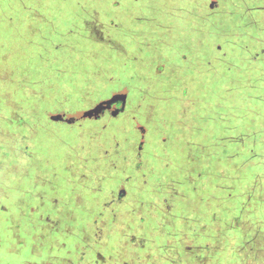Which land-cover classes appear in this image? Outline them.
Instances as JSON below:
<instances>
[{
    "label": "rangeland",
    "instance_id": "obj_1",
    "mask_svg": "<svg viewBox=\"0 0 264 264\" xmlns=\"http://www.w3.org/2000/svg\"><path fill=\"white\" fill-rule=\"evenodd\" d=\"M210 2L212 0H0V166H11L0 173V178L5 180V187L10 188L12 195L22 201L29 193L47 194L44 207L49 212L65 207H57L56 202H50V197L52 201L61 196L74 200V192L82 190L83 196L93 195L94 203L96 194L103 196L99 191L101 183L92 179L91 168L100 162L105 167L101 152L109 148V143H103L114 144L116 138L125 141L128 137L130 144L137 143L138 133L126 127L127 114H121L118 121L107 122L106 117L85 118L71 124L51 121L46 118V112L78 116L125 86L130 89V97H134L139 93L137 89L144 88V82L151 78V63L161 62L156 51L174 64L178 60L177 53L186 52L192 59L197 58L198 65L192 75L186 74L188 79L193 77L192 84L197 81L205 92L216 90V93L209 95L208 101L213 102L209 104L214 110L209 111L203 121L204 133L199 134L200 139L196 138L202 143L196 141L185 148L198 164H204L203 174L197 181L208 176V187L203 185V190H212L209 198L212 206L205 207L206 203L194 194L189 199L191 208L182 206L192 215L185 230L195 229L197 220L206 226L199 237L188 233L185 246L190 250L180 246L181 251L184 250L180 255L192 263L195 258L210 254L209 258H219V264H264V206L258 201L262 190L259 185L263 186L259 181L264 180V0H217L214 11L208 7ZM208 11L212 14L207 15ZM106 16L115 20L119 31L109 27ZM94 30L103 32L105 38L93 36ZM108 34L127 47L126 55L121 53L123 45L106 44ZM249 51H258L259 60L245 62L243 57L254 60ZM222 52L225 57L217 61L215 57ZM132 56L137 58L131 59ZM244 63L252 65L255 72L245 71L247 65L245 69L238 68ZM135 68L141 70L140 78L135 73L133 78L129 76ZM192 94H198L196 87L192 88ZM179 100L183 102L185 97ZM216 103H221L222 109L215 111ZM173 106H169L170 111ZM201 107L200 102L191 103L192 111L193 108L204 111ZM151 115H155L154 112L147 117L154 122ZM181 118L175 113L168 121L179 124ZM105 122L106 127L111 128L98 129ZM34 125L28 158L23 154L26 140L21 134L26 126ZM156 128V125L150 128L145 140L147 146L154 139ZM107 131L116 133L115 140L114 137L108 140ZM156 143H159L158 138ZM125 144L122 145L125 147ZM115 154H112L113 160L121 163L120 156ZM169 155H173V151ZM26 159L32 169L42 172L50 182L36 185L39 177L33 180L22 176L21 167ZM148 159L151 165L158 167L157 175L181 177L178 168L165 166L167 158L157 163L150 154ZM40 165L47 167V171L40 170ZM194 171L199 172L200 166ZM214 181L219 182L218 188L210 185ZM179 184L182 188V183ZM22 190L32 192L20 195ZM215 190L219 193L215 194ZM229 212L228 218L223 219ZM15 213L18 212L13 214L16 219L10 216L12 221H8V227L2 228L5 237L7 230L11 232L18 223L25 229L26 215ZM131 213L122 222L136 225L149 220L145 215L150 214L148 209L139 208ZM233 215L239 217L235 223L239 221L244 227L235 228L239 229L243 241L251 238L245 250L227 241L226 230ZM195 217L197 220L192 219ZM217 217H221V227L225 228L221 234L225 237L215 242L217 238L210 231L219 227ZM174 240L177 243V237ZM204 241L210 244L208 248L200 250L195 246ZM128 245L131 247L129 242ZM215 247H220L222 253L213 250ZM250 247L254 254L244 262L246 249ZM6 259L10 261L8 256Z\"/></svg>",
    "mask_w": 264,
    "mask_h": 264
},
{
    "label": "flooded vegetation",
    "instance_id": "obj_2",
    "mask_svg": "<svg viewBox=\"0 0 264 264\" xmlns=\"http://www.w3.org/2000/svg\"><path fill=\"white\" fill-rule=\"evenodd\" d=\"M208 7L212 11L216 10L217 0H212ZM208 13L207 15L212 14L209 11ZM105 20L103 21L105 22ZM106 22L109 27L116 31L120 30L118 24L111 17ZM91 34L95 35L98 39L105 38L103 32L98 30H94ZM107 36L106 44L114 42L118 43V45H123L120 40H114L110 34ZM218 48L221 50L220 46ZM249 52L252 53V51ZM121 53L124 55L128 53L127 47L124 45ZM159 54L156 51L157 59H160L161 62L151 63L152 72L149 74L151 78H148V81L144 82V88L137 89L138 95L130 97V89L126 86L122 87L104 98L107 99L125 88L127 96L122 109H119L120 102L113 103L110 108L104 109L97 117L88 118L100 120L106 117L107 122L114 119L118 121L121 114L125 113L127 114L126 121L124 120L127 124L126 127L128 129L132 128V130L138 133L137 143L130 144L129 137L125 141L117 140L114 131H107L108 140L112 141L113 137L116 140L114 144L113 142L103 143H109V148H104L101 152L105 167L100 162L99 165H96L93 169L91 168L92 179H97L101 183L99 191L104 193L103 196L96 194L97 197L94 203L92 200L93 195L83 196L82 190L74 192V198H72L74 200H71L67 196H61L59 199L57 198L52 201L50 197L51 203L56 202L57 207L59 205H65V207L62 206L59 210L49 212L44 207V204H46L44 201L48 198L47 194L37 192L30 194L29 192L32 191L22 190L20 191V195L22 193L29 194H25V199L20 201L17 196L12 195L9 187H5V180L0 178V264H219V258H209L208 255L210 254H204L205 256L202 255L198 259L195 258L193 263L187 257H181L180 255L184 251H181L180 246L190 250V247L185 246L188 233L194 238L199 237L198 235L205 231L203 228L206 226L204 222H199L195 217L192 219L197 220L195 221L197 227L185 230L190 225L189 217L192 215L182 206L188 209L191 208L189 199H191L192 194L195 195V198L198 195L199 200L206 203L205 207L212 206L209 199L212 195V190L207 191L208 188L203 190V185L206 184L208 187V176L206 175L201 181H197L203 174L202 166L204 164H198L199 161L191 158V155L187 154L185 148L193 144V142H198V139L202 136H199V134L204 133L203 121L208 116L209 111L212 113L214 110V108H211L212 104H209L213 103L208 101L209 95L216 93V90L214 92L212 90L205 92L204 86L201 83L198 84L195 81L192 84L194 78L189 76L191 79L189 80L188 76H186V74L192 75L193 71H197L196 57L192 59L186 52H181L179 53L180 55L177 53L178 60L174 64L175 62L167 61V57L160 56ZM245 54L243 52V55ZM252 54L254 60L245 57H243V60L245 62L258 61L259 52L255 51ZM225 55V52H222L215 58L219 61ZM136 58V56L131 57V59ZM162 61H165L168 65L165 66ZM245 65L247 64L239 65L238 68L245 69ZM262 65L261 67H263ZM251 66L248 64L246 66L248 68L245 71L253 72ZM138 69L135 68V72H131L129 76L133 78L135 73L140 78L141 70L138 71ZM194 87L198 90V94L196 95L192 94V88ZM208 91L210 93H207ZM183 97H185V100L182 102L179 99ZM192 102L202 103L204 111L201 112L193 108V113L191 109ZM170 105L173 106L172 111L169 109ZM181 105L183 106L181 107ZM214 107L215 111L222 109L221 103H216ZM178 111H180V114L177 113ZM152 112L155 114L151 115L155 119L154 122H151V118L147 117ZM175 113L177 116L182 117V121L179 124H175L171 120L168 121ZM50 116L46 112V118L50 119ZM78 120L80 119L75 120L73 123ZM107 122L99 126L98 129L102 131L109 130L111 127H106ZM152 125H156L158 129L154 130V139H151V143H148L147 146L145 140ZM35 127V125L34 127L26 126L24 128L25 131L21 134L24 135L22 139L26 140L25 153L23 154L28 158L30 156L28 150L30 144L33 142L31 131ZM197 136L199 137L198 139H196ZM157 138L158 144L156 143ZM18 139L20 140L21 138ZM124 142L126 143L125 147L122 145ZM171 151H173V155H169ZM112 154L120 156L121 163H116L113 160ZM150 154L157 163L163 162L167 158L165 166L171 165L178 168L181 173V180H177L180 178L175 176L157 175L155 171L158 170V167L148 162L150 161L148 159ZM28 160H24V166L21 167L22 176L32 178L33 180L39 177V182L35 183L36 185L50 182L42 175V172L32 169V166L29 164L31 162ZM13 165L15 168L16 164ZM198 166H200V171L195 172L194 168L197 169ZM10 168L11 166L5 168L0 166V173H5V170ZM39 168L40 170L47 171V167L42 165ZM214 172L217 174L216 170ZM104 181H107L109 184L106 183L104 185ZM243 182H246L245 179ZM179 183H182V188ZM210 183L212 188L213 186L219 187L218 181ZM230 184L226 185L229 187ZM259 184H263V186L259 185V189L262 188V190H260L261 195L258 201L259 205L262 203L264 206V180L259 181ZM91 187H94V185H91ZM223 189L224 186L222 185L221 190ZM214 193L218 194L219 191L215 190ZM204 195L206 196L205 198L203 197ZM70 205L74 206L75 209H71ZM67 207L68 211H66ZM139 208L150 210V214L145 213L147 219H149L147 223L131 225L122 222L127 217V214L130 215L132 214L131 211ZM15 211L26 215L25 229H22L18 223L11 232L7 230V237H5V232L2 228L8 227V221H12L10 216L14 217ZM229 214L230 212L226 217L223 216L222 218H228ZM31 215L32 217H30ZM14 218L16 219V217ZM232 218L233 221L229 223L230 227L226 230L228 231L226 233L227 241L228 243H235V245L243 247L245 250L247 246L245 244L250 243L251 238L248 240L244 239L245 241H243L239 229L235 230L236 227L242 226L239 221L235 223V220H239V217L233 215ZM216 219L219 221V227L215 226L210 231L211 235L213 233V236L217 238L215 242L225 237L221 234L225 230V228L221 227V217H217ZM3 235L5 239L2 238ZM175 237H177V243L174 242ZM128 242L131 247H129ZM195 246L200 250H204L210 244L204 241L199 244L195 243ZM219 248L215 247L213 250H220ZM246 250L248 252L245 253L244 262L254 254L251 247ZM221 253L222 250H220L219 254ZM232 255L235 256L234 253ZM6 256L9 257L10 261L6 259ZM210 259L214 260V262L211 263Z\"/></svg>",
    "mask_w": 264,
    "mask_h": 264
},
{
    "label": "water",
    "instance_id": "obj_3",
    "mask_svg": "<svg viewBox=\"0 0 264 264\" xmlns=\"http://www.w3.org/2000/svg\"><path fill=\"white\" fill-rule=\"evenodd\" d=\"M127 91L123 88L120 92L113 94L111 97L104 99L96 103L90 109L82 111L78 116H65L64 113H54L50 116L51 120L60 121L63 120L66 123H73L77 119H85L97 117L104 109L110 108L113 103L120 102V108L122 109L126 101Z\"/></svg>",
    "mask_w": 264,
    "mask_h": 264
},
{
    "label": "crops",
    "instance_id": "obj_4",
    "mask_svg": "<svg viewBox=\"0 0 264 264\" xmlns=\"http://www.w3.org/2000/svg\"><path fill=\"white\" fill-rule=\"evenodd\" d=\"M260 70H263V68H260ZM254 72H255V71H254ZM254 72H253V73H254ZM231 138H232V137H231ZM231 172H232V171H231ZM258 196H260V195H258Z\"/></svg>",
    "mask_w": 264,
    "mask_h": 264
}]
</instances>
